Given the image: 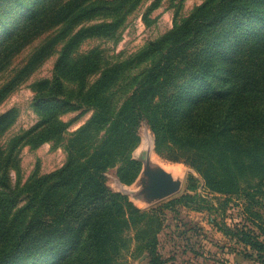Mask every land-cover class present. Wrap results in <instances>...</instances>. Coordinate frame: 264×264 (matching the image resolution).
I'll use <instances>...</instances> for the list:
<instances>
[{
	"label": "trees",
	"instance_id": "1",
	"mask_svg": "<svg viewBox=\"0 0 264 264\" xmlns=\"http://www.w3.org/2000/svg\"><path fill=\"white\" fill-rule=\"evenodd\" d=\"M98 1L90 6L101 7ZM40 4L34 1L33 8ZM259 20H264V0H205L180 25L149 42L143 52L159 57L136 76L128 73L131 58L108 64L94 52L75 61L62 54L52 80L40 83L33 97L40 120L0 147V264H121L130 223L142 211L112 191L102 173L117 167L120 182L137 178L140 163L132 152L143 120L158 154L186 163L213 191L251 198L264 180V33ZM252 28L254 35L238 46L241 39L236 38ZM226 54L224 79L211 84ZM122 87H127L125 97ZM83 107L92 115L67 138L64 164L33 175L21 187L12 184L18 145L60 138L69 124L59 116ZM8 117L0 115V133ZM254 236L242 240L264 264V242ZM145 250L149 264H165L155 238Z\"/></svg>",
	"mask_w": 264,
	"mask_h": 264
},
{
	"label": "rangeland",
	"instance_id": "2",
	"mask_svg": "<svg viewBox=\"0 0 264 264\" xmlns=\"http://www.w3.org/2000/svg\"><path fill=\"white\" fill-rule=\"evenodd\" d=\"M34 1L37 0H0V115L9 114L8 124L0 133L2 148L40 120L41 111L34 106L33 97L42 86L40 83L52 80L55 62L62 54L75 61L94 52L108 64L131 58L129 75H140L159 57L156 52H143L149 42L180 25L196 6L205 2L57 0L48 7L41 0L34 9ZM94 1L101 7L90 6ZM108 5H112L111 10H107ZM259 21L264 33V20ZM252 29L246 36L236 38L241 39L238 46L254 35L255 28ZM227 57L228 54L216 64L217 73L211 77V84L218 85L224 79L222 64ZM122 89L125 97L127 87ZM84 110L83 107L59 116L62 123L69 124L60 138L18 145V165L10 171L12 184L21 187L33 175L48 173L64 164L67 138L92 115V110ZM132 156L140 163L133 182H120L117 167L102 173L112 191L125 195L142 211L140 219L130 223V239L122 252L121 264H149L145 245L153 238L165 264H261L257 251L242 237L256 235L264 242V180L247 200L239 194L211 190L186 163L155 151L154 134L146 120L137 128ZM190 174L195 178L190 179ZM189 186H194V190ZM184 194L194 198L181 199Z\"/></svg>",
	"mask_w": 264,
	"mask_h": 264
}]
</instances>
